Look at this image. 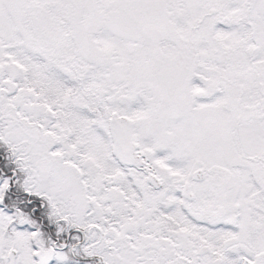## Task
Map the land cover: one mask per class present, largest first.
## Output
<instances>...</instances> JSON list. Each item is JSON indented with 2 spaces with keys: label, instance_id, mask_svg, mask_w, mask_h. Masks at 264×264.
I'll use <instances>...</instances> for the list:
<instances>
[{
  "label": "snow or ice",
  "instance_id": "snow-or-ice-1",
  "mask_svg": "<svg viewBox=\"0 0 264 264\" xmlns=\"http://www.w3.org/2000/svg\"><path fill=\"white\" fill-rule=\"evenodd\" d=\"M0 264H264V0H0Z\"/></svg>",
  "mask_w": 264,
  "mask_h": 264
}]
</instances>
